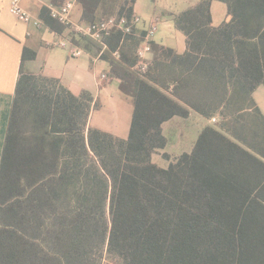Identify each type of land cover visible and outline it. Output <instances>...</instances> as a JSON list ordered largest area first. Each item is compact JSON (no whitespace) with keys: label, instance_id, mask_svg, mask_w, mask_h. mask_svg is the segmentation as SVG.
<instances>
[{"label":"trees","instance_id":"1","mask_svg":"<svg viewBox=\"0 0 264 264\" xmlns=\"http://www.w3.org/2000/svg\"><path fill=\"white\" fill-rule=\"evenodd\" d=\"M212 1L175 15L185 51L151 41L143 72L135 29L106 38L100 59L134 103L126 138L89 125L88 91L24 72L34 52L23 49L0 161V264H264V114L252 97L264 86V0H217L218 26ZM134 2L77 0L80 23L130 20ZM39 18L70 35L47 7ZM190 111L216 120L188 152L153 162L162 124Z\"/></svg>","mask_w":264,"mask_h":264},{"label":"crops","instance_id":"2","mask_svg":"<svg viewBox=\"0 0 264 264\" xmlns=\"http://www.w3.org/2000/svg\"><path fill=\"white\" fill-rule=\"evenodd\" d=\"M9 1L10 0H7L6 5L2 6L0 4V161L24 48L34 52L33 58H27L23 62L24 72L53 77L59 81L60 85L75 95H78L82 90L88 91L92 95L93 100L98 102L97 108L92 109L90 113L88 120L89 125H93L92 127L109 132L117 137L126 138L129 132L134 103L132 97L125 95L119 90L118 86L120 80L112 76L108 62L102 59L93 60V56H95L94 53L85 49L87 53L84 55H86L90 62V71L83 66V60H81L83 55L79 57H70L65 49L58 47L49 48L46 43L55 39L56 36L45 24L40 28L32 23L17 21L18 24L12 21L9 22L3 17V13L6 12L5 8L7 5L9 6ZM199 1L200 0H182L184 7L182 9H177L175 0H150V2L147 0H135L133 13L137 16L144 15L143 21L137 24V29L140 31L146 28L149 22H156L158 19L163 20L167 18L173 20L177 13L195 5ZM217 2L221 1L213 0L210 5L213 26H218L226 19V6L222 2L225 6L224 17H222L223 19H221L219 23L215 22L213 12ZM142 4L144 9L148 11V15H145L140 8ZM22 5L34 17L39 18L40 9L43 6L47 7L52 4L51 0H42V2L37 0H22ZM77 5L80 7L79 4ZM74 7L71 11L70 18L74 22H80L81 7L75 18L72 17ZM7 13H10L8 9ZM147 20L149 21L146 22ZM171 33L170 36L159 34L156 40L153 38V41L171 47L178 53H183L186 49V38L185 35L175 27L174 20ZM97 67H100V70ZM101 73L107 74L108 79L101 80ZM106 112L108 113L107 116ZM187 118L194 120V124L191 123L186 127L190 131V147H188L187 150L184 149L178 152V154L181 152H188L200 128L205 123H212V118L205 119L195 111H190ZM178 119H180V117H173L162 124V132L167 140L166 146L168 143L170 145V140L166 131L169 130V128L172 129L173 126L175 128L178 121H180ZM178 131L179 137H177L176 141L181 142L186 131L184 127H181ZM194 134L196 135L195 138Z\"/></svg>","mask_w":264,"mask_h":264},{"label":"built area","instance_id":"3","mask_svg":"<svg viewBox=\"0 0 264 264\" xmlns=\"http://www.w3.org/2000/svg\"><path fill=\"white\" fill-rule=\"evenodd\" d=\"M42 2V0H37ZM77 0H64L59 6L48 5L49 14L56 18L60 23L67 26L70 35L58 34L54 32L55 39L48 41L46 45L49 48L60 47L67 49L70 57H79L86 54V50L72 41V35L84 36L91 41L99 44V53L93 56V60L100 59V56L108 50L106 44V38L111 34L113 29H117L123 34V37L127 34H131L135 29L136 35L140 38V42L136 48V55L138 62L135 68H138L142 72L146 69L149 56L151 54V41H153L154 34L157 30V24L154 21L148 23L147 27L140 30L137 29V24L141 22V18L136 14L132 15V18H128L124 15L116 16L112 15L106 18H99L92 23L82 24L80 22H74L70 18L71 11L75 6ZM9 12L20 22L32 23L36 27H42L43 22L40 18L34 17L29 11H27L22 5V0H10L8 6ZM114 57L119 56L118 50L112 51ZM101 80H107L108 76L105 73L100 74ZM215 121L216 118L211 119Z\"/></svg>","mask_w":264,"mask_h":264},{"label":"rangeland","instance_id":"4","mask_svg":"<svg viewBox=\"0 0 264 264\" xmlns=\"http://www.w3.org/2000/svg\"><path fill=\"white\" fill-rule=\"evenodd\" d=\"M148 2H150V0H147ZM0 4L6 5L7 4V0H0ZM175 5L177 7V9H182L184 6L182 4V0H175ZM8 7V5H7ZM5 8L6 12L3 13V17L9 21V22H15L18 23L17 19L10 13H7V9ZM140 8L143 10L145 15H148V11L146 9H144L143 4L140 6ZM80 9V7L76 4V6L74 7V10L72 12V17H76L78 10ZM214 20L216 23H219V21L221 19H223L222 17H224L225 14V6L222 2H217V4L214 7ZM100 18H105L103 15L99 16ZM141 18V22L143 21V17L144 15H140L139 16ZM149 20H147L146 22H148ZM140 22V23H141ZM19 24V23H18ZM156 24H157V30L154 34V39L156 40L157 37L159 36V34H166V35H171L172 30H173V20L170 19H163V20H156ZM148 25V24H147ZM60 48V47H58ZM63 49V48H62ZM67 54L69 55V52L67 49H65ZM65 52V53H66ZM82 56V55H81ZM150 57H152V55H150ZM81 60H83V66L87 69H89L91 71V65L89 60L87 59L86 55L83 54ZM98 69L100 67H97ZM100 70V69H99ZM252 96L254 98V100L256 101L258 107L260 108V110L262 111V113L264 114V86H258L254 92L252 93ZM108 115V113L106 112V116ZM180 121H178L177 126L171 129L169 128V130L166 131L169 140H170V145L168 143V145L165 147V149H162L160 151H158L157 154L153 155V162H155L156 164L160 165V166H165L167 164L168 161H166L165 159H163L161 157V152L162 151H167L170 154H178V152L182 151V150H187L188 147H190V141H189V133L190 131L186 128L188 125H190L191 123L194 124V120L191 118H180L178 119ZM211 122H214L211 120ZM93 126V125H92ZM181 127H184V130L186 131V134L184 136V138L182 139L181 142L176 141L177 137H179V131L178 129H180ZM177 130V133H176ZM176 133V135H175ZM195 134H194V138H195ZM193 138V139H194ZM104 263L107 264V262L105 261Z\"/></svg>","mask_w":264,"mask_h":264}]
</instances>
